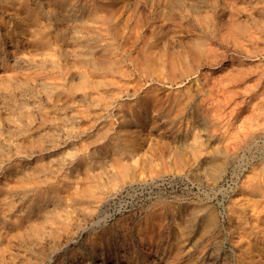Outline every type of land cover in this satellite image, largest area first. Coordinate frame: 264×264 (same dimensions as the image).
I'll return each instance as SVG.
<instances>
[{"label":"rangeland","instance_id":"1","mask_svg":"<svg viewBox=\"0 0 264 264\" xmlns=\"http://www.w3.org/2000/svg\"><path fill=\"white\" fill-rule=\"evenodd\" d=\"M256 1L0 0V264H29L38 258L42 264H264V0ZM56 3L48 8L47 4ZM72 218L79 223H72ZM95 220L105 222L95 224ZM34 230L42 236L31 243L24 236ZM61 244L65 251L59 249Z\"/></svg>","mask_w":264,"mask_h":264},{"label":"bare ground","instance_id":"2","mask_svg":"<svg viewBox=\"0 0 264 264\" xmlns=\"http://www.w3.org/2000/svg\"><path fill=\"white\" fill-rule=\"evenodd\" d=\"M4 1L7 2V0H4ZM11 1H12V0H11ZM22 1H23V0H22ZM37 1H38V0H37ZM52 1H53V0H52ZM62 1H63V0H62ZM70 1H71V0H70ZM83 1H84V0H83ZM216 1H217V0H216ZM225 1H226V0H225ZM255 1H256V0H255ZM25 2H26V1H25ZM45 2H46V1H45ZM75 2H76V0H75ZM75 2H74V3H75ZM79 2H80V1H79ZM163 2H164V1H163ZM239 2H240V1H239ZM242 2H243V1H242ZM249 2H250V1H249ZM256 2H257V1H256ZM258 2H259V1H258ZM3 3H4V2H3ZM21 3H22V2H21ZM33 3H34V2H33ZM48 3H51V4H52V2H50V1H49ZM121 3H122V2H121ZM154 3H155V2H154ZM260 3H261V2H260ZM260 3H259V4H260ZM0 4H1V3H0ZM14 4H15V3H14ZM19 4H20V3H19ZM26 4H27V2H26ZM37 4H38V3H37ZM62 4L64 5V4H66V3H65V2H62ZM93 4H95V3H93ZM119 4H120V3H119ZM247 4H248V3H247ZM8 5H9V4H8ZM11 5H12V2H11ZM17 5H18V4H17ZM33 5H34V4H33ZM47 5H48V8H49V7H56V6H58L57 3L54 4V5H50V4H47ZM227 5H228V4H227ZM237 5H238V4H237ZM237 5H236V6H237ZM242 5H244V4H242ZM60 6H61V5H60ZM92 6H93V5H92ZM109 6H110V5H109ZM228 6H229V5H228ZM246 6H247V5H246ZM257 6H258V5H257ZM263 6H264V5H263ZM4 7H5V6H4ZM31 7H32V6H31ZM31 7H30V8H31ZM43 7H44V6H43ZM65 7H66V6H65ZM75 7H76V6H75ZM6 8H7V7H6ZM9 8H10V7H9ZM11 8H12V7H11ZM22 8H23V6H22ZM90 8H91V7H90ZM105 8H107V6H106ZM134 8H135V7H134ZM142 8H143V7H142ZM42 9H44V8H42ZM100 9H101V8H100ZM153 9H154V8H153ZM162 9H163V8H162ZM253 9H254V8H253ZM51 10H52V9H51ZM51 10H50V11H51ZM65 10H66V9H65ZM184 10H185V9H184ZM215 10H216V9H215ZM243 10H244V9H243ZM245 10H246V9H245ZM23 11H25V9H24ZM29 11H30V10H29ZM52 11H53V10H52ZM55 11H56V10H55ZM77 11H78V8H77ZM81 11H82V10H81ZM94 11H95V10H94ZM247 11H249V10H247ZM2 12H3V11H2ZM11 12H13V11H11ZM20 12H21V11H20ZM39 12H41V11H39ZM46 12H48V11H46ZM49 13H50V12H49ZM52 13H53V12H52ZM52 13H51V14H52ZM61 13H62V12H61ZM66 13L68 14V11H67ZM94 13H96V12H94ZM105 13H106V12H105ZM14 14H15V15H18L19 13H18V11H16V13H14ZM64 14H65V13H64ZM67 14H66V15H67ZM75 14H76V13H75ZM91 14H92V13H91ZM226 14H227V13H226ZM254 14H255V13H254ZM7 15H8V14H7ZM30 15H31V14H30ZM68 15L71 16L72 14L69 13ZM105 15H106V14H105ZM105 15H104V16H105ZM140 15H141V14H140ZM213 15H214V14H213ZM2 16H3V15H2ZM56 16H58V15L56 14ZM64 16H65V15H64ZM73 16H74V15H73ZM226 16H227V15H226ZM259 16H260V15H259ZM263 16H264V15H263ZM5 17H6V16H5ZM20 17H21V16H20ZM23 17H24V15H23ZM25 17H26V16H25ZM45 17H46V16H45ZM45 17H44V18H45ZM85 17H87V16H85ZM92 17H93V16H92ZM21 18H22V17H21ZM49 18H50V16H49ZM73 18H74V17H73ZM87 18H88V17H87ZM87 18H86V19H87ZM103 18H104V17H103ZM3 19H4V18H3ZM40 19H41V18H40ZM57 19H58V18H57ZM59 19H61V18H59ZM67 19H68V18H67ZM106 19H107V18H106ZM7 20H8V19H7ZM55 20H56V18H55ZM62 20H63V19H62ZM75 20H76V18H75ZM82 20H83V19H82ZM87 20H88V19H87ZM104 20H105V19H104ZM0 21H1V20H0ZM2 21H3V20H2ZM4 21H5V20H4ZM9 21H10V20H9ZM13 21H14V20H13ZM41 21H42V20H41ZM51 21H52V20H51ZM53 21H54V19H53ZM89 21H90V20H89ZM214 21H215V20H214ZM31 22H32V21H31ZM46 22H47V21H46ZM60 22H61V20H60ZM65 22H66V21H65ZM68 22H69V21H68ZM74 22H75V21H74ZM78 22H79V21H78ZM87 22H88V21H87ZM159 22H161V21H159ZM3 23H4V22H3ZM38 23H39V22H38ZM96 23H97V22H96ZM215 23H216V22H215ZM247 23H248V22H247ZM1 24H2V23H1ZM4 24H5V23H4ZM9 24H10V23H9ZM14 24H15V23H14ZM42 24H43V23H42ZM44 24H45V23H44ZM47 24H48V23H47ZM74 24H75V23H74ZM78 24H79V23H78ZM91 24H92V23H91ZM93 24L95 25V23H93ZM151 24H152V23H151ZM35 25H36V24H35ZM35 25H34V27H35ZM38 25H39V24H38ZM38 25H37V26H38ZM211 25H212V24H211ZM4 26H6V25H4ZM7 26H8V25H7ZM15 26H16V25H15ZM45 26H46V25H45ZM61 26H63V25H61ZM72 26H73V24H72ZM77 26H78V25H77ZM100 26H101V25H100ZM144 26H145V25H144ZM9 27H10V26H9ZM51 27H52V26H51ZM59 27H60V26H59ZM68 27H69V26H68ZM75 27H76V25H75ZM210 27H211V26H210ZM253 27H254V26H253ZM46 28H47V27H46ZM48 28H50V27H48ZM52 28H53V27H52ZM79 28H80V27H79ZM23 29H24V28H23ZM27 29H28V28H27ZM32 29H33V28H32ZM64 29H65V28H64ZM73 29H74V28H72V30H73ZM207 29H208V28H207ZM10 30H11V29H10ZM12 30H14V29H12ZM15 30H16V29H15ZM34 30H35V29H34ZM38 30H39V29H38ZM44 30H45V29H44ZM46 30H47V29H46ZM52 30H53V29H52ZM54 30H55V29H54ZM56 30H57V29H56ZM18 31H20V30H18ZM227 31H229V30H227ZM249 31H250V30H249ZM30 32H32V31L30 30ZM30 32H29V33H30ZM33 32H34V31H33ZM35 32H36V31H35ZM53 32H54V31H53ZM67 32H68V31H67ZM214 32H215V31H214ZM220 32H221V31H220ZM46 33H47V32H46ZM61 33H62V32H61ZM81 33H83V32H81ZM218 33H219V32H218ZM254 33H255V32H254ZM9 34H10V33H9ZM54 34H55V33H54ZM54 34H53V35H54ZM62 34H63V33H62ZM248 34H249V33H248ZM250 34H251V33H250ZM26 35H27V34H26ZM32 35H33V34H32ZM56 35H57V34H56ZM255 35H256V34H255ZM22 36H23V35H22ZM33 36H35V34H34ZM234 36H235V35H234ZM247 36H248V35H247ZM249 36H250V35H249ZM28 37H30V36H28ZM55 37H56V36H55ZM252 37H253V36H252ZM13 38H14V37H13ZM16 38H17V37H16ZM24 38H25V37H24ZM175 38H176V37H175ZM240 38H241V37H240ZM240 38H239V39H240ZM0 39H1V37H0ZM29 39H30V38H29ZM32 39H33V38H32ZM41 39H42V38H41ZM41 39H40V40H41ZM57 39H58V38H57ZM69 39H70V38H69ZM109 39H110V38H109ZM109 39H108V40H109ZM227 39H228V37H227ZM230 39H231V38H230ZM249 39H250V38H249ZM54 40H55V39H54ZM54 40H53V41H54ZM250 40H251V39H250ZM252 40H253V39H252ZM0 41H1V40H0ZM11 41H12V40H11ZM18 41H19V40H18ZM18 41H17V42H18ZM23 41H25V40H23ZM23 41H22V42H23ZM31 41H32V40H31ZM41 41H43V39H42ZM69 41H70V40H69ZM110 41H111V40H110ZM205 41H206V40H205ZM207 41H208V40H207ZM235 41H236V40H235ZM242 41H244V40H242ZM248 41H249V40H248ZM248 41H247V42H248ZM1 42H2V41H1ZM57 42H58V41H57ZM120 42H121V41H120ZM240 42H241V41H240ZM3 43H4V42H3ZM3 43H2V44H3ZM15 43H16V42H15ZM23 43H24V42H23ZM64 43H65V42H64ZM64 43H63V44H64ZM79 43H80V42H79ZM218 43H219V42H218ZM56 44H58V43H56ZM229 44H230V43H229ZM0 45H1V44H0ZM40 45H41V44H40ZM43 45H44V44H43ZM52 45H53V44H52ZM52 45H51V46H52ZM60 45H61V44H60ZM66 45H67V44H66ZM120 45H121V44H120ZM206 45H207V44H206ZM209 45H210V44H209ZM61 46H62V45H61ZM201 46H202V45H201ZM203 46H204V45H203ZM203 46H202V47H203ZM207 46H208V45H207ZM213 46H214V45H213ZM255 46H256V45H255ZM22 47H23V46H22ZM22 47H21V48H22ZM69 47H70V46H69ZM9 48H10V47H9ZM27 48H28V47H27ZM46 48H47V47H46ZM70 48H71V47H70ZM72 48H73V47H72ZM77 48H78V47H77ZM228 48H229V47H228ZM12 49H13V48H12ZM12 49H11V50H12ZM48 49H52V48H51V47H50V48L48 47ZM246 49H248V48H246ZM16 50H17V49H16ZM41 50H43V49H41ZM41 50H39L40 53H41ZM54 50H55V49H54ZM80 50H81V49H80ZM216 50H217V49H216ZM7 51H8V50H7ZM9 51H10V50H9ZM28 51H29V49H28ZM30 51H31V50H30ZM33 51H34V49H33ZM35 51H36V50H35ZM35 51H34V52H35ZM56 51H57V50H56ZM76 51H77V50H76ZM76 51H75V52H76ZM88 51H89V50H88ZM88 51H87V52H88ZM204 51H205V50H204ZM227 51H228V50H227ZM232 51H233V50H232ZM232 51H231V52H232ZM11 52H12V51H11ZM19 52H20V51H19ZM23 52H25V51L23 50ZM36 52H37V51H36ZM48 52H49V51H48ZM50 52H51V51H50ZM52 52H53V51H52ZM83 52H84V50H83ZM127 52H128V51H127ZM246 52H247V51H246ZM17 53H18V52H17ZM77 53H78V52H77ZM142 53H143V52H142ZM228 53H229V52H228ZM24 54H25V53H24ZM42 54H46V53H42ZM50 54H51V53H50ZM86 54H87V53H86ZM96 54H97V53H96ZM211 54H212V52H211ZM225 54H226V53H225ZM225 54H224V55H225ZM3 55H5V54H3ZM30 55H31V54H30ZM67 55H68V54H67ZM74 55H75V54H74ZM1 56H2V55H1ZM1 56H0V57H1ZM18 56H19V55H18ZM20 56H21V55H20ZM20 56L17 57V58L20 59ZM52 56H53V55H52ZM71 56H72V55H71ZM92 56H93V55H92ZM9 57H10V56H9ZM15 57H16V56H15ZM25 57H27V56H25ZM49 57H50V56H49ZM55 57H56V56H55ZM60 57H61V56H60ZM122 57H123V56H122ZM220 57H221V56H220ZM259 57H260V56H259ZM7 58H8V57H7ZM12 58H13V57H12ZM38 58H39V57H38ZM205 58H206V57H205ZM216 58H217V57H216ZM230 58H231V57H230ZM249 58H250V57H249ZM5 59H6V58H5ZM28 59H29V58H28ZM30 59H31V58H30ZM36 59H37V57H36ZM66 59H67V58H66ZM132 59H133V58H132ZM221 59L223 60V58H221ZM241 59H242V58H241ZM244 59H245V58H244ZM7 60H9V59H7ZM26 60H27V59H26ZM31 60H32V59H31ZM49 60H50V59H49ZM54 60H56V59H54ZM57 60H58V59H57ZM124 60H125V59H124ZM214 60H215V59H214ZM225 60H226V59H225ZM29 61H30V60H29ZM32 61H33V60H32ZM38 61L41 62V60H38ZM43 61H44V59H43ZM43 61H42V62H43ZM166 61H167V60H166ZM203 61H204V60H203ZM15 62H16V61H15ZM23 62H24V61H23ZM27 62H28V61H27ZM46 62H47V61H46ZM48 62H49V61H48ZM117 62H118V61H117ZM129 62H130V61H129ZM1 63H2V62H1ZM3 63H4V62H3ZM10 63H11V61H10ZM17 63H18V62H17ZM30 63H31V62H30ZM57 63H58V62H57ZM71 63H72V62H71ZM83 63H84V62H83ZM253 63H254V62H253ZM12 64H13V63H12ZM45 64H46V63H45ZM50 64H51V63H50ZM72 64H74V63H72ZM200 64H201V63H200ZM224 64H225V62H224ZM4 65H5V64H4ZM24 65H25V64H24ZM35 65H36V64H35ZM43 65H44V64H43ZM43 65H42V66H43ZM47 65H48V64H47ZM65 65H67V64H65ZM97 65H98V64H97ZM256 65H257V64H256ZM13 66H14V65H13ZM17 66H18V65H17ZM45 66H46V65H45ZM210 66H211V65H210ZM213 66H214V65H213ZM231 66H232V65H231ZM240 66L242 67V65H240ZM8 67H9V66H8ZM123 67H124V66H123ZM243 67H244V65H243ZM243 67H242V68H243ZM251 67H252V66H251ZM257 67H258V66H257ZM15 68H16V67H15ZM27 68H28V67H27ZM32 68H33V67H32ZM113 68H114V67H113ZM132 68H133V67H132ZM220 68H221V67H220ZM246 68H247V67H246ZM1 69H2V68H1ZM12 69H13V68H11V70H12ZM16 69H17V68H16ZM18 69H19V68H18ZM20 69H21V68H20ZM134 69H135V68H134ZM206 69H207V68H206ZM210 69H211V68H210ZM227 69H228V68H227ZM230 69H231V68H230ZM238 69H240V68L238 67ZM11 70H10V71H11ZM49 70H50V69H49ZM114 70H115V69H114ZM136 70H137V69H136ZM35 71H36V70H35ZM102 71H103V70H102ZM133 71H134V70H133ZM14 72H16V71H14ZM14 72H13V74H14ZM36 72H37V71H36ZM40 72H41V71H40ZM225 72H226V71H225ZM225 72H222V73L224 74ZM234 72H235V71H234ZM242 72H243V70H242ZM38 73H39V72H38ZM52 73H53V72H52ZM75 73H76V72H75ZM207 73H208V74L210 73V70H209V69L207 70ZM0 74H1V73H0ZM11 74H12V73H11ZM11 74H10V75H11ZM23 74H24V73H23ZM27 74H28V73H27ZM35 74H36V73H35ZM53 74H54V73H53ZM214 74H215V72H214ZM233 74H234V73H233ZM238 74H239V73H238ZM243 74H244V72H243ZM19 75H20V74H19ZM19 75H18V76H19ZM24 75H25V74H24ZM50 75H51V74H50ZM230 75H232V74H230ZM234 75H235V74H234ZM234 75H233V76H234ZM18 76H17V77H18ZM20 76H22V75H20ZM26 76H28V75H26ZM43 76H44V75H43ZM61 76H62V75H61ZM122 76H123V74H122ZM2 77H4V76H2ZM7 77H8V76H7ZM9 77H10V76H9ZM11 77H13V76H11ZM17 77H15V78H17ZM23 77H24V76H23ZM68 77H69V76H68ZM115 77H116V76H115ZM149 77H150V76H149ZM188 77H189V76H188ZM217 77H218V76H217ZM219 77H220V76H219ZM254 77H256V76H254ZM18 78H19V77H18ZM44 78H45V77H44ZM66 78H67V77H66ZM194 78H195V77H194ZM215 78H216V77H215ZM229 78H230V77H229ZM229 78H227V79H229ZM233 78H235V77H233ZM252 78H253V77H252ZM11 79H12V78H11ZM19 79H20V78H19ZM22 79H23V78H22ZM25 79H26V78H25ZM40 79H41V78H40ZM42 79H43V78H42ZM57 79H59V78H57ZM61 79H62V78H61ZM77 79H78V78H77ZM185 79H186V78H185ZM202 79H203V78H202ZM211 79H213V78H211ZM256 79H257V78H256ZM3 80H4V79H3ZM9 80H10V79H9ZM9 80H8V82H9ZM13 80H14V79H13ZM23 80H24V79H23ZM26 80H28V79H26ZM45 80H46V78H45ZM52 80H53V79H52ZM4 81H5V80H4ZM4 81H3V82H4ZM61 81H62V80H61ZM117 81H118V80H117ZM183 81H184V80H183ZM196 81H197V80H196ZM231 81H232V80H231ZM233 81H234V80H233ZM236 81H238V80H236ZM236 81H235V82H236ZM259 81H260V80H259ZM0 82H1V79H0ZM3 82H2V83H3ZM6 82H7V81H6ZM38 82H39V81H38ZM38 82H37V83H38ZM126 82H128V81H126ZM217 82H218V81H217ZM226 82H227V81H226ZM261 82H262V81H261ZM2 83H1V84H2ZM10 83H12V82H10ZM17 83H18V82H17ZM20 83H21V82H20ZM39 83H40V82H39ZM52 83H53V82H52ZM52 83H51V85H52ZM104 83H105V82H104ZM120 83H121V82H120ZM128 83H130V82H128ZM146 83H147V82H145V84H146ZM148 83H149V82H148ZM160 83H161V82H160ZM163 83H164V82H163ZM210 83H211V82H210ZM228 83H229V82H228ZM244 83H245V82H244ZM244 83H243V84H244ZM246 83H247V82H246ZM248 83H250V82H248ZM24 84H25V83H24ZM35 84H36V83H35ZM46 84H48V83H46ZM46 84H45V85H46ZM59 84H60V83H59ZM101 84H102V83H101ZM126 84H127V83H126ZM216 84H217V83H216ZM220 84H221V83H220ZM234 84H235V83H234ZM237 84H238V83H237ZM262 84H263V83H262ZM5 85H7V84H5ZM15 85H16V82H15ZM21 85H22V84H21ZM26 85H27V83H26ZM42 85H44V84H42ZM153 85H154V83H153ZM153 85H152V86H153ZM165 85H166V84H165ZM167 85H168V84H167ZM214 85H215V83L213 84V87L215 88ZM221 85H222V84H221ZM221 85H220V86H221ZM227 85H229V84H227ZM227 85H226V86H227ZM244 85H245V84H244ZM249 85H250V84H248V86H249ZM8 86H9V85H8ZM19 86H20V85H19ZM29 86H30V85L28 84V87H29ZM34 86L37 87V85H34ZM56 86H58V85H56ZM143 86H144V85H143ZM143 86H142V87H143ZM168 86H169V85H168ZM186 86H187V85H186ZM250 86H252V85H250ZM250 86H249V87H250ZM9 87H10V86H9ZM9 87H8V89H10ZM39 87H40V86H39ZM41 87H42V86H41ZM49 87H50V85L48 86V88H49ZM52 87H53V86H52ZM54 87H55V86H54ZM54 87H53V88L50 87L51 90L54 89ZM93 87H94V86H93ZM132 87H133V86H132ZM240 87H241V86H240ZM1 88H2V87H1ZM14 88H16V87H14V85H13V89H14ZM22 88H23V87H21V88L18 87V89H22ZM44 88H45V87H44ZM140 88H141V87H140ZM186 88H187V87H186ZM220 88H221V87H220ZM227 88H228V87H226V90H227ZM236 88H237V87H236ZM241 88H242V87H241ZM6 89H7V87L5 88V90H6ZM11 89H12V88H11ZM27 89H29V88H27ZM31 89H32V88H31ZM37 89H39V88H37ZM40 89H41V88H40ZM40 89H39V90H40ZM55 89H56V88H55ZM149 89H150V88H149ZM211 89H212V88H211ZM216 89H217V88H216ZM216 89H215V90H216ZM246 89H247V88H246ZM246 89H245V90H246ZM3 90H4V88H3ZM32 90H33V89H32ZM42 90H43V87H42ZM51 90H50V91H51ZM64 90H65V89H64ZM184 90H185V89H184ZM203 90H204V89H203ZM215 90H214V91H215ZM224 90H225V89H224ZM226 90H225V92H227ZM261 90H262V89H261ZM11 91H12V90H11ZM21 91H23V90H21ZM21 91H20V92H21ZM25 91H26V90H25ZM36 91H37V90H36ZM43 91H44V90H43ZM99 91H100V90H99ZM174 91H175V90H174ZM185 91H186V90H185ZM209 91H210V90H209ZM218 91H219V90H218ZM240 91H242V90L240 89ZM247 91H248V89H247ZM247 91H246V92H247ZM15 92H17L16 89H15ZM26 92H27V91H26ZM44 92H45V91H44ZM111 92H112V91H111ZM114 92H115V91H114ZM133 92H134V91H133ZM133 92H132V93H133ZM201 92H202V91H201ZM220 92H222V91H220ZM223 92H224V91H223ZM223 92H222V93H223ZM242 92H243V91H242ZM242 92H241V94H242ZM5 93H6V92H5ZM29 93H30V91H29ZM35 93H37V92H35ZM40 93H41V92H40ZM104 93H105V91H104ZM119 93H121V92H119ZM126 93H127V92H126ZM209 93H210V92H209ZM216 93H218V92H216ZM216 93H215V94H216ZM230 93H232V92H230ZM238 93H239V92H238ZM238 93H237V94H238ZM244 93H245V92H244ZM255 93H256V92H255ZM2 94H3V93H2ZM11 94H13V93H11ZM17 94H18V92H17ZM23 94H24V93H23ZM25 94H26V93H25ZM42 94H44V93H42ZM48 94H49V93H48ZM48 94H47V95H48ZM88 94H89V93H88ZM88 94H87V95H88ZM116 94H117V92H116ZM173 94H174V93H173ZM218 94H219V93H218ZM220 94H221V93H220ZM260 94H261V93H260ZM13 95H14V94H13ZM119 95H120V94H119ZM189 95H190V94H189ZM221 95H222V94H221ZM225 95H226V94H225ZM227 95H230V94L227 93ZM245 95H246V94H245ZM2 96H4V94H3ZM5 96H6V94H5ZM10 96H11V95H10ZM10 96H8V97H10ZM18 96H19V94H18ZM36 96H37V95H36ZM43 96H44V95H43ZM48 96H49V95H48ZM48 96H46V97H48ZM54 96H55V95H54ZM80 96H82V95H80ZM89 96H90V95H89ZM230 96H231V95H230ZM230 96H229V98H230ZM234 96H235V93H234ZM251 96H252V95H251ZM262 96H263V95H262ZM6 97H7V96H6ZM6 97H5V98H6ZM8 97H7V98H8ZM16 97H17V96H16ZM38 97H40V96H38ZM46 97H45V99H46ZM55 97H56V96H55ZM65 97H66V96H65ZM103 97H104V96H103ZM202 97H203V96H202ZM219 97H220V96H219ZM222 97H224V96H221L220 98L222 99ZM227 97H228V96H227ZM239 97H240V96H239ZM239 97H238V98H239ZM0 98H1V97H0ZM5 98H4V100H5ZM12 98H13V97H12ZM48 98H49V97H48ZM57 98H58V97H57ZM59 98H60V97H59ZM78 98H79V97H78ZM94 98H95V97H94ZM105 98H106V97H105ZM113 98H115V97H113ZM116 98H117V97H116ZM203 98H204V97H203ZM210 98H211V96H210ZM216 98H217V97H216ZM254 98H255V97H254ZM263 98H264V97H262V99H263ZM8 99H10V98H8ZM18 99H19V98H18ZM21 99H23V98H21ZM37 99H38V98H37ZM40 99H41V98H40ZM64 99H65V98H64ZM76 99H77V98H76ZM213 99H214V98H213ZM226 99H228V98H225L224 100H226ZM230 99H231V98H230ZM233 99H234V98H233ZM247 99H248V98H247ZM250 99H251V98H250ZM255 99H256V98H255ZM260 99H261V98H260ZM2 100H3V98H2ZM4 100H3V101H4ZM11 100H12V99H11ZM11 100H10V101H11ZM19 100H20V99H19ZM38 100H39V99H38ZM48 100H49V99H48ZM55 100H56V99H55ZM129 100H130V99H129ZM215 100H216V99H215ZM224 100H223V101H224ZM234 100H235V99H234ZM237 100H238V99H237ZM258 100H259V98H258ZM258 100H257V101H258ZM6 101H7V100H6ZM40 101H41V100H40ZM46 101H47V100H46ZM50 101H51V100H50ZM60 101H61V100H60ZM93 101H95V100H93ZM108 101H109V100H108ZM116 101H117V100H116ZM119 101H121V100H119ZM149 101H150V100H149ZM219 101H220V99H219ZM230 101H231V100H230ZM230 101H229V102H230ZM232 101H233V100H232ZM247 101H248V100H247ZM249 101H250V100H249ZM257 101H255V102H257ZM7 102H8V101H7ZM21 102H22V101H21ZM23 102H24V101H23ZM25 102H26V100H25ZM30 102H31V101H30ZM44 102H45V101H44ZM70 102H71V101H70ZM114 102H115V101H114ZM125 102H126V101H125ZM130 102H131V101H130ZM132 102H133V101H132ZM180 102H181V101H180ZM189 102H190V101H189ZM209 102H210V101H209ZM211 102H212V101H211ZM236 102H237V101H236ZM250 102H251V101H250ZM253 102H254V101H253ZM259 102H260V101H259ZM11 103H12V101H11ZM11 103H10V104H11ZM15 103H16V102H15ZM17 103H18V101H17ZM31 103H32V102H31ZM31 103H29V105H30ZM34 103H35V102H34ZM36 103H37V102H36ZM50 103H51V102H50ZM59 103H61V102H59ZM79 103H80V102H79ZM205 103H206V102H205ZM217 103H218V102H217ZM226 103H227V100H226ZM233 103H234V102H233ZM0 104H1V103H0ZM2 104H3V103H2ZM7 104H8V103H7ZM39 104H41V103H39ZM44 104H45V103H44ZM64 104H65V103H64ZM64 104H63V105H64ZM72 104H73V103H72ZM111 104H112V103H111ZM128 104H129V103H128ZM220 104H221V103H220ZM234 104H235V103H234ZM234 104H233V105H234ZM237 104H238V102H237ZM251 104H252V103H251ZM263 104H264V103H263ZM11 105H12V104H11ZM11 105H10V106H11ZM15 105L17 106V104H15ZM19 105H20V104H19ZM19 105H18V107H19ZM35 105H36V104H35ZM41 105H42V104H41ZM51 105H52V104H51ZM51 105H50V106H51ZM65 105H66V104H65ZM122 105H123V104H122ZM207 105H208V103H207ZM211 105H212V104H210V106H211ZM221 105H222V104H221ZM248 105H249V103H248ZM3 106H4V105H3ZM7 106H9V105H7ZM7 106H6V107H7ZM12 106H13V105H12ZM30 106H31V105H30ZM30 106H29L28 108H31ZM60 106H61V105H60ZM77 106H78V105H77ZM253 106H254V105H253ZM256 106H257V105H256ZM260 106H261V105H260ZM23 107H24V106L22 105L21 108H23ZM25 107H26V106H25ZM42 107H43V106H42ZM42 107H41V108H42ZM48 107H49V105H48ZM52 107H54V105H53ZM52 107H51V108H52ZM55 107H56V106H55ZM58 107H59V106H58ZM62 107H63V106H62ZM64 107H65V106H64ZM68 107H70V106H68ZM75 107H76V106H75ZM84 107H85V106H84ZM213 107H214V106H213ZM219 107H220V106H219ZM228 107H230V106H228ZM234 107H236V106H234ZM234 107H233V108H234ZM237 107H238V105H237ZM254 107H255V106H254ZM4 108H5V107H4ZM15 108H16V107H15ZM45 108H46V107H45ZM65 108H66V107H65ZM88 108H89V107H88ZM105 108H106V107H105ZM112 108H113V107H112ZM214 108H215V107H214ZM221 108H223V106H222ZM257 108L259 109V107H256V108H255V109H256L255 111L258 110ZM12 109H13V108H12ZM16 109H17V108H16ZM19 109H20V108H19ZM23 109H24V108H23ZM25 109H26V108H25ZM77 109H78V108H77ZM110 109H111V108H110ZM217 109H218V108H217ZM223 109H224V108H223ZM236 109H237V108H236ZM2 110H3V109H2ZM2 110H1V111H2ZM9 110H10V109H9ZM17 110H18V109H17ZM36 110H38V109H36ZM45 110H46V109H45ZM61 110H62V108H61ZM64 110H65V109H64ZM68 110H69V109H68ZM78 110H79V109H78ZM103 110H104V109H103ZM221 110H222V109H221ZM225 110H226V109H225ZM228 110H231V109H228ZM233 110H234V109H233ZM233 110H232V111H233ZM243 110H244V108H243ZM18 111H19V110H18ZM23 111H24V110H23ZM46 111H47V110H46ZM50 111H51V110H50ZM53 111H54V110H53ZM75 111H76V110H75ZM80 111H81V110H80ZM82 111H83V110H82ZM85 111H86V110H85ZM87 111H88V110H87ZM108 111H109V110H108ZM108 111H107V112H108ZM115 111H116V110H115ZM212 111H214V109H213ZM7 112H8V111H7ZM13 112H15V111H13ZM44 112H45V111H44ZM83 112H84V111H83ZM94 112H95V111H94ZM121 112H122V111H121ZM216 112H217V111H216ZM230 112H231V111H229V114H230ZM245 112H246V111H245ZM249 112H251V111H249ZM249 112H248V113H249ZM15 113H16V112H15ZM81 113H82V112H81ZM119 113H120V111H119ZM211 113H212V112H211ZM223 113H224V111H223ZM258 113H259V111H258ZM258 113H257V114H258ZM261 113L263 114L264 112L261 111ZM261 113H260V114H261ZM0 114H1V113H0ZM11 114H12V113H11ZM13 114H14V113H13ZM21 114H22V113H21ZM24 114H25V112L23 113V115H24ZM47 114H48V113H47ZM57 114H58V113H57ZM64 114H65V113H64ZM84 114H85V113H84ZM89 114H90V113H89ZM116 114H117V113H116ZM225 114H226V112H225ZM225 114H224V115H225ZM231 114H232V113H231ZM240 114H241V113H240ZM243 114L247 115L246 113H243ZM252 114H253V113H252ZM260 114H259V115H260ZM3 115H4V114H3ZM26 115H29L28 112H27ZM26 115H25V116H26ZM49 115H50V114H49ZM76 115H77V114H76ZM82 115H83V114H82ZM122 115H123V114H122ZM219 115H220V114H219ZM219 115H217V116L219 117ZM237 115H238V114H237ZM248 115H249V114H248ZM254 115H255V114H254ZM9 116H10V114H9ZM25 116H24V117H25ZM36 116H38V115H37V111H36ZM69 116H70V115H69ZM73 116H74V115H73ZM95 116H96V115H95ZM101 116H102V115H101ZM214 116H216V113H215ZM243 116H244V115H243ZM250 116H251V115H250ZM1 117H2V116H1ZM27 117L29 118V116H27ZM52 117H55V116H52ZM76 117H77V116H76ZM76 117H75V118H76ZM116 117H117V116H116ZM218 117H217V118H218ZM224 117H225V116H224ZM224 117H223V118H224ZM227 117H230V116L228 115ZM245 117H247V116H245ZM251 117H252V116H251ZM257 117H258V116H257ZM11 118H12V117H11ZM37 118H38V117H37ZM41 118H42V117H41ZM61 118H62V117H61ZM61 118H59V119H61ZM102 118H103V117H102ZM213 118H214V117H213ZM13 119H14V118H13ZM13 119H12V121H14ZM51 119H52V118H51ZM62 119H63V118H62ZM88 119H89V118H88ZM241 119H242V118H241ZM252 119H254V118H252ZM1 120H2V119H1ZM29 120H30V119H29ZM31 120H33V119H31ZM44 120H46V119H44ZM44 120H42V121H44ZM224 120H225V118H224ZM239 120H240V119H239ZM242 120H243V119H242ZM246 120H247V119H246ZM246 120H245V122H246ZM250 120H251V119H250ZM263 120H264V119H263ZM263 120H262V121H263ZM17 121H19V119H18ZM20 121H21V120H20ZM20 121H19V122H20ZM57 121H58V118L56 119V122H57ZM63 121H64V120H63ZM107 121H108V120H107ZM225 121H226V120H225ZM240 121H241V120H240ZM240 121H238V122H240ZM251 121H252V120H251ZM253 121H254V120H253ZM258 121H259V120H258ZM258 121H256V122H258ZM3 122H4V121H3ZM14 122H15V121H14ZM22 122H23V121H22ZM34 122H35V121H34ZM116 122H117V120H116ZM223 122H224V121H223ZM226 122H227V121H226ZM260 122H261V120H260ZM5 123H7L6 120H5ZM20 123H21V122H20ZM31 123H33V121H32ZM35 123H36V122H35ZM39 123L43 124L42 122H39ZM51 123H52V121H51ZM69 123H70V121H69ZM82 123H83V122H82ZM103 123H104V122H103ZM108 123H109V121H108ZM111 123H113V122H111ZM220 123H221V122H220ZM227 123H228V122H227ZM241 123H242V121H241ZM243 123H244V122H243ZM246 123H247V122H246ZM14 124H15V123H14ZM17 124H18V123H17ZM239 124H240V123H239ZM249 124H250V121H249L248 125H249ZM259 124H260V123H259ZM261 124H262V123H261ZM5 125H6V124H5ZM18 125H19V124H18ZM22 125H23V124H22ZM24 125H25V124H24ZM28 125H29V124H28ZM30 125H31V124H30ZM34 125H35V124H34ZM59 125H60V124H59ZM62 125H63V124H62ZM68 125H69V124H68ZM75 125H76V124H75ZM84 125H85V124H84ZM86 125H87V124H86ZM86 125L84 126L85 128H86ZM109 125H110V124H109ZM112 125H113V124H112ZM236 125H237V122H236ZM3 126H4V125H3ZM6 126H7V125H6ZM8 126H9V125H8ZM13 126H14V125H13ZM19 126H20V125H19ZM147 126H148V125H147ZM232 126H233V125H232ZM232 126H231V127H232ZM234 126H235V125H234ZM240 126H241V125H240ZM240 126H239V127H240ZM244 126H245V125H244ZM244 126H241V128L244 127ZM250 126H251V128H252V125H249L246 129H248ZM256 126H257V125H256ZM256 126H255V127H256ZM14 127H15V126H14ZM45 127H46V126H45ZM51 127H52V126H51ZM56 127H57V126H56ZM68 127H69V126H68ZM73 127L75 128L74 125H73ZM236 127H238V126H236ZM11 128H12V127H11ZM15 128H16V127H15ZM19 128H20V127H19ZM35 128H36V127H35ZM63 128H64V126H63ZM74 128H73V129H74ZM94 128H95V127H94ZM241 128H239V129H241ZM253 128H254V127H253ZM0 129H1V128H0ZM8 129H9V127H8ZM25 129H26V127H25ZM30 129H31V128H30ZM70 129H71V128H69V130H70ZM91 129H92V128H91ZM196 129H197V128H196ZM235 129H236V128H235ZM6 130H7V129H6ZM17 130H18V129H17ZM17 130H16V131H17ZM23 130H24V129H23ZM71 130H72V129H71ZM76 130H77V129H76ZM86 130H87V129H86ZM88 130H89V129H88ZM230 130H231V129H230ZM230 130H229V131H230ZM242 130H243V129H242ZM248 130H249V129H248ZM19 131H20V129H19ZM48 131H49V130H48ZM55 131H56V129H55ZM59 131H60V129H59ZM59 131H58V132H59ZM64 131H65V130H64ZM66 131H67V129H66ZM72 131H73V130H72ZM99 131H100V130H99ZM209 131H210V130H209ZM233 131H234V130H233ZM237 131H238V129H237ZM237 131H235V133L240 132V131H238V132H237ZM243 131H244V130H243ZM0 132H1V131H0ZM2 132H3V131H2ZM10 132H11V129H10ZM12 132H13V129H12ZM24 132H25V130H24ZM24 132H22V133H24ZM34 132H36V130H35ZM37 132H38V131H37ZM43 132H45V131H43ZM58 132H57V133H58ZM96 132H97V131H96ZM108 132H109V131H108ZM108 132H107V133H108ZM224 132H225V131H224ZM4 133H5V132H4ZM50 133H51V132H50ZM59 133H60V132H59ZM59 133H58V134H59ZM62 133H63V132H62ZM64 133L67 134L66 132H64ZM74 133H75V132H74ZM80 133H81V132H80ZM80 133H79V134H80ZM217 133H218V132H217ZM233 133H234V132H233ZM233 133L231 132V134H233ZM242 133H243V132H242ZM43 134H44V133H43ZM46 134H47V133H46ZM53 134H54V132H53ZM81 134H82V133H81ZM228 134H229V133H228ZM228 134H227V135H228ZM239 134H241V132H240ZM8 135H9V134H8ZM11 135H12V134H11ZM11 135H10V136H11ZM20 135H21V132H20ZM60 135H61V134H60ZM60 135H59V136H60ZM107 135H108V134H107ZM237 135H238V134H237ZM242 135H243V134H242ZM261 135H262V134H261ZM10 136H9L8 138H10ZM13 136H14V135H13ZM15 136H16V133H15ZM32 136H33V135H32ZM35 136H36V135H35ZM37 136H38V134H37ZM37 136H36V137H37ZM47 136H49V135H47ZM66 136H67V135H66ZM87 136H88V135H87ZM108 136H109V135H108ZM110 136H111V134H110ZM151 136H153V135H151ZM235 136H236V135H235ZM39 137L41 138V134H40ZM63 137H64V136H63ZM69 137H70V136H69ZM71 137H72V135H71ZM230 137H232V136H230ZM237 137H238V136H237ZM20 138H21V137H20ZM86 138H87V137H86ZM155 138H157V137H155ZM6 139H7V138H6ZM6 139H5V141H6ZM17 139H18V138H17ZM27 139H28V138H27ZM52 139H53V138H52ZM66 139H68V137H67ZM82 139H83V137H82ZM157 139H158V138H157ZM228 139H229V138H228ZM230 139H231V138H230ZM235 139H236V138H235ZM8 140H11V139H8ZM32 140H33V139H32ZM35 140H36V139H35ZM41 140H42V139H41ZM60 140H61V139H60ZM83 140H84V139H83ZM1 141H3V140H1ZM5 141H4V142H5ZM49 141H50V140H49ZM52 141H53V140H52ZM56 141H57V140H56ZM81 141H82V140H81ZM180 141H181V140H180ZM225 141H226V144L229 142L228 140H225ZM29 142H30V140H29ZM95 142H96V141H95ZM2 143H3V142H2ZM11 143H12V142H11ZM14 143H15V141H14ZM16 143H17V142H16ZM57 143H58V142H57ZM87 143H89V142H87ZM223 143H224V142H223ZM7 144H8V143H7ZM28 144H29V143H28ZM44 144H45V143H44ZM44 144H43V145H44ZM71 144H72V142H71ZM108 144H109V143H107V145H108ZM15 145H16V144H15ZM29 145H30V144H29ZM34 145H35V144H34ZM46 145H47V144H46ZM48 145H49V144H48ZM50 145H51V144H50ZM59 145H60V143H59ZM74 145H75V144H74ZM74 145H73V146H74ZM77 145H78V144H77ZM118 145H119V144H118ZM180 145H182V144H180ZM228 145H229V144H228ZM263 145H264V144H263ZM20 146H21V145H20ZM41 146H42V145H41ZM78 146H80V145H78ZM156 146H157V145H156ZM247 146H248V145H247ZM22 147H23V146H22ZM45 147H46V146H45ZM109 147H110V144H109ZM181 147H182V146H181ZM230 147H232V146L229 145L228 148H230ZM249 147H250V146H249ZM3 148H4V147H3ZM14 148H15V147H14ZM26 148H27V147H26ZM68 148H69V147H68ZM73 148H74V147H73ZM90 148H91V147H90ZM165 148H166V147H165ZM224 148H226V147H224ZM228 148H226V150H228ZM244 148H245V147H244ZM20 149H21V148H20ZM36 149H37V148H36ZM39 149H40V148H39ZM62 149H63V148H62ZM10 150H11V149H10ZM33 150H35V149H33ZM42 150H43V149H42ZM59 150H60V149H59ZM70 150H71V149H70ZM73 150H75V149H73ZM79 150H80V149H79ZM79 150H78V151H79ZM211 150H212V149H211ZM20 151H21V150H20ZM37 151H38V150H37ZM62 151H63V150H62ZM71 151H72V150H71ZM102 151H103V150H102ZM154 151H155V150H154ZM188 151H189V150H188ZM206 151H207V150H206ZM6 152H8V151H6ZM23 152H24V151H23ZM35 152H36V151H35ZM38 152H39V151H38ZM40 152H41V149H40ZM40 152H39V153H40ZM3 153H5V152H3ZM62 153H64V151H63ZM72 153H73V151H72ZM97 153H98V152H97ZM97 153H96V154H97ZM166 153H167V151H166ZM168 153H169V152H168ZM244 153H245V152H244ZM244 153H242V154H244ZM247 153H248V152H247ZM247 153H246V154H247ZM16 154H18V153H16ZM21 154H22V153H21ZM21 154L19 153V155H21ZM24 154H25V153H24ZM33 154H34V153H33ZM56 154H57V153H56ZM102 154H103V153H102ZM128 154H129V153H128ZM154 154H155V153H154ZM62 155H63V154H62ZM62 155H61V156H62ZM66 155H67V153H66ZM71 155H72V154H71ZM100 155H101V154H100ZM30 156H31V155H30ZM240 156H241V155H240ZM242 156H243V155H242ZM14 157H15V155H14ZM28 157H29V156H28ZM69 157H70V156H69ZM71 157H72V156H71ZM76 157H77V156H76ZM249 157H250V156H249ZM3 158H4V157H3ZM10 158H11V157H10ZM55 158H56V157H55ZM151 158H152V157H151ZM155 158H156V157H155ZM241 158H242V157H241ZM243 158H244V156H243ZM30 159H31V158H30ZM34 159H35V158H34ZM40 159H41V158H40ZM86 159H87V158H86ZM238 159H239V158H238ZM15 160H16V159H15ZM66 160H67V159H66ZM145 160H147V159H145ZM154 160H155V159H154ZM247 160H248V159H247ZM0 161H1V163H2V159H1ZM40 161H41V160H40ZM58 161H59V160H58ZM249 161H250V160H249ZM34 162H35V161H34ZM47 162H48V161H47ZM142 162H143V161H142ZM241 162H242V161H241ZM246 162H247V161H246ZM13 163H14V162H13ZM36 163H38V162H36ZM45 163H46V162H45ZM83 163H84V162H83ZM140 163H141V162H140ZM48 164H49V163H48ZM48 164H47V165H48ZM106 164H107V163H106ZM144 164H145V163H144ZM234 164H235V163H234ZM236 164H237V163H236ZM247 164H250V162L247 163ZM58 165H59V164H58ZM152 165H153V164H152ZM104 166H105V165H104ZM239 166H240V165H239ZM239 166H237V167L239 168ZM243 166H244V165H243ZM21 167H22V166H21ZM25 167H27V166H25ZM52 167H53V166H52ZM70 167H71V166H70ZM141 167H143V166H141ZM156 167H157V166H156ZM233 167H234V166H233ZM16 168H17V167H16ZM68 168H69V167H68ZM235 168H236V167H235ZM238 168H237V169H238ZM10 169H11V168H10ZM19 169H20V168H19ZM58 169H59V168H58ZM61 169H62V168H61ZM66 169H67V168H66ZM109 169H110V168H109ZM152 169H153V168H152ZM241 169H242V168H241ZM248 169H249V168H248ZM20 170H21V169H20ZM34 170H35V169H34ZM37 170H38V169H37ZM72 170H73V169H72ZM72 170H71V171H72ZM97 170H98V169H97ZM243 170H244V168H243ZM249 170H250V169H249ZM18 171H19V170H18ZM27 171H28V168H27ZM53 171H54V170H53ZM73 171H74V170H73ZM75 171H76V169H75ZM75 171H74V172H75ZM150 171H151V170H150ZM182 171H183V170H182ZM257 171H258V170H257ZM13 172H14V171H13ZM19 172H20V171H19ZM32 172H33V170H32ZM48 172H49V171H48ZM50 172H51V171H50ZM62 172H63V171H62ZM74 172H73V173H74ZM108 172H109V171H108ZM142 172H144V170H143ZM248 172H250V171H248ZM3 173H4V172H3ZM30 173H31V172H30ZM42 173H43V172H42ZM135 173H136V172H135ZM148 173H149V172H148ZM169 173H170V172H169ZM175 173H176V172H175ZM175 173H174V174H175ZM4 174H5V173H4ZM23 174H25V173H23ZM28 174H29V172H28ZM31 174H32V173H31ZM44 174H45V173H44ZM69 174H70V173H69ZM74 174H75V173H74ZM106 174H107V171H106ZM182 174H183V173H182ZM240 174H241V173H240ZM258 174H259V173H258ZM11 175H12V174H11ZM25 175H26V174H25ZM37 175H38V174H37ZM46 175H47V174H46ZM131 175H132V174H131ZM176 175H177V174H176ZM178 175H179V174H178ZM228 175H229V174H228ZM245 175H246V174H245ZM245 175H244V176H245ZM254 175H255V173H254ZM15 176H17V175H15ZM21 176H22V175H21ZM59 176H60V175H59ZM173 176H174V175H173ZM237 176H238V175H237ZM240 176H241V175H240ZM244 176H243V177H244ZM249 176H250V175H249ZM10 177H11V176H10ZM38 177H40V176H38ZM38 177H37V178H38ZM41 177H42V176H41ZM52 177L55 178V176H52ZM69 177H70V176H69ZM74 177H75V176H74ZM74 177H73V178H74ZM97 177H98V176H97ZM184 177H185V176H184ZM247 177H248V176H247ZM258 177H260V175H259ZM19 178H20V177H19ZM19 178H18V179H19ZM23 178H24V177H23ZM26 178H27V177L25 176V179H26ZM30 178H31V177H30ZM35 178H36V177H35ZM54 178H53V179H54ZM171 178H172V177H171ZM186 178H187V177H186ZM203 178H204V177H203ZM234 178H235V177H234ZM253 178H254V177H253ZM256 178H257V177H256ZM256 178H255V180H256ZM5 179H6V178H5ZM10 179H11V178H10ZM46 179H47V178H46ZM51 179H52V178H51ZM138 179H139V178H138ZM156 179H157V178H156ZM165 179H166V178H165ZM172 179H173V178H172ZM239 179H240V178H239ZM239 179H238V180H239ZM28 180H29V179H28ZM38 180H39V178H38ZM44 180H45V179H43V181H44ZM57 180H58V179H57ZM149 180H150V179H149ZM183 180H184V179H183ZM236 180H237V179H236ZM242 180H243V179H242ZM242 180H241V181H242ZM249 180L251 181L252 179H249ZM260 180H261V179H260ZM22 181H23V180H22ZM22 181H21V182H22ZM33 181H34V178H33ZM46 181H47V180H46ZM58 181H59V180H58ZM138 181H139V180H138ZM190 181H191V180H190ZM226 181H227V180H226ZM226 181H225V182H226ZM232 181H233V180H232ZM239 181H240V180H239ZM7 182H8V181H7ZM24 182H25V181H24ZM41 182H42V180H41ZM94 182H96V181H94ZM127 182H128V181H127ZM127 182H126V183H127ZM159 182H160V181H159ZM184 182H185V181H184ZM197 182H198V181H197ZM230 182H231V181H230ZM242 182H243V181H242ZM247 182H248V181H247ZM255 182H257V181H255ZM262 182H263V181H262ZM262 182H261V184H262ZM25 183H27V182H25ZM28 183H29V181H28ZM89 183H90V182H89ZM98 183H99V182H98ZM107 183H108V182H107ZM117 183H118V182H117ZM141 183H142V182H141ZM227 183H228V182H227ZM238 183H241V182H238ZM244 183H245V182H244ZM244 183H243V184H244ZM250 183H251V182H250ZM257 183H258V182H257ZM6 184H7V183H6ZM9 184H10V183H9ZM12 184H13V183H12ZM30 184H31V183H30ZM41 184H42V183H41ZM57 184H58V183H57ZM66 184H67V183H66ZM84 184H86V183H84ZM121 184H122V183H121ZM145 184H146V183H145ZM168 184H169V183H168ZM178 184H179V183H178ZM186 184H187V183H186ZM225 184H226V183H225ZM258 184H259V183H258ZM15 185H16V184H15ZM19 185H20V184H19ZM42 185H43V184H42ZM78 185H79V184H78ZM109 185L111 186L112 184H109ZM113 185H114V184H113ZM183 185H184V184H183ZM202 185H203V184H202ZM218 185H219V184H218ZM246 185H247V184H246ZM256 185H257V184H256ZM256 185H255V186H256ZM263 185H264V183H263ZM21 186H22V185H21ZM38 186H39V185H38ZM80 186H81V185H80ZM122 186H123V185H122ZM124 186H125V185H124ZM133 186H134V185H133ZM164 186H165V185H164ZM171 186H172V185H171ZM204 186H205V185H204ZM243 186H245V185H243ZM243 186H242V187H243ZM258 186H259V185H258ZM14 187H15V186H14ZM16 187H17V186H16ZM67 187H68V185H67ZM111 187L113 188L114 186H111ZM117 187H118V186H117ZM140 187H141V186H140ZM153 187H154V186H153ZM157 187H158V185H157ZM179 187H180V186H179ZM184 187H185V186H184ZM186 187H187V186H186ZM220 187H221V186H220ZM247 187H248V186H247ZM247 187H246V188H247ZM38 188H39V187H38ZM61 188H62V187H61ZM108 188H109V187H108ZM131 188H132V187H131ZM131 188H130V189H131ZM144 188H145V187H144ZM190 188H191V187H190ZM196 188H197V187H196ZM201 188H202V187H201ZM251 188H252V187H251ZM263 188H264V187H263ZM263 188H261V190H262ZM1 189H2V187H1ZM4 189H5V188H4ZM32 189H33V188H32ZM59 189H60V188H59ZM84 189H85V188H84ZM88 189H89V188H88ZM90 189H91V188H90ZM116 189H117V188H116ZM132 189H133V188H132ZM146 189H147V188H146ZM146 189H145V190H146ZM176 189H177V188H176ZM188 189H189V188H188ZM188 189H187V190H188ZM197 189H198V188H197ZM203 189H204V188H203ZM229 189H230V188H229ZM237 189H238V188H237ZM239 189H240V188H239ZM15 190H16V189H15ZM15 190H14V191H15ZM28 190H29V189H28ZM33 190H34V189H33ZM74 190H75V189H74ZM123 190H124V189H123ZM216 190H217V189H216ZM223 190H225V189H223ZM259 190H260V189H259ZM2 191H3V190H2ZM11 191H12V190H11ZM30 191H31V190H30ZM40 191H41V190H40ZM64 191H65V190H64ZM91 191H92V190H91ZM143 191H144V190H143ZM152 191H153V190H152ZM155 191H156V190H155ZM219 191H220V189H219ZM235 191H237V190H235ZM6 192H7V191H6ZM6 192H5V193H6ZM24 192H25V191H24ZM92 192H93V191H92ZM124 192H125V191H124ZM185 192H186V191H185ZM197 192H198V191H197ZM205 192H206V191H205ZM11 193H13V191H12ZM11 193H10V194H11ZM16 193H17V192H16ZM21 193H22V192H21ZM56 193H57V192H56ZM56 193H55V194H56ZM107 193H108V192H107ZM112 193H113V192H112ZM167 193H168V192H167ZM215 193H216V192H215ZM220 193H221V192H220ZM222 193H223V192H222ZM229 193H230V192H229ZM8 194H9V193H8ZM23 194H24V193H23ZM32 194H33V193H32ZM40 194H41V193H40ZM43 194H45V193H43ZM46 194H47V193H46ZM93 194H94V192H93ZM108 194H109V193H108ZM114 194H116V193L114 192ZM121 194H122V193H121ZM123 194H124V193H123ZM201 194H202V193H201ZM242 194H243V192H242ZM49 195H50V193H49ZM52 195H53V193H52ZM97 195H98V194H97ZM104 195H105V194H104ZM111 195H112V194H111ZM138 195H139V194H138ZM196 195L198 196V194H196ZM205 195H206V194H205ZM205 195H204V196H205ZM220 195H221V194H220ZM224 195H225V194H224ZM239 195H240V194H239ZM246 195H247V194H246ZM254 195H255V194H254ZM3 196H4V194H3ZM14 196H15V194H14ZM18 196H20V197H18L17 200H20L19 198H21L22 196H21V195H18ZM57 196H58V195H57ZM93 196H94V195H93ZM99 196L101 197V194H100ZM105 196H106V195H105ZM192 196H193V195H192ZM209 196H210V195H209ZM211 196H212V195H211ZM213 196H214V195H213ZM218 196H219V195H218ZM221 196H223V195H221ZM241 196H243V195H241ZM250 196H251V195H250ZM252 196H253V195H252ZM257 196H258V195H257ZM16 197H17V196H16ZM16 197H15V198H16ZM29 197H30V196H29ZM108 197H110V195H109ZM244 197H246V196H244ZM244 197H243V198H244ZM34 198H35V197H34ZM41 198H42V197H41ZM48 198H49V197H48ZM126 198H127V197H126ZM215 198H216V197H215ZM226 198H227V197H226ZM0 199H1V198H0ZM37 199H38V197H37ZM37 199H36V200H37ZM50 199H51V198H50ZM101 199H102V198H101ZM111 199H112V198H111ZM165 199H168V198H165ZM185 199H186V198H185ZM201 199H202V198H201ZM205 199H206V198H205ZM212 199H213V198H212ZM222 199H223V198H222ZM244 199H245V198H244ZM244 199H242V200L245 201ZM11 200H12V199H11ZM11 200H9V201H10V204H11ZM28 200H29V198H28ZM32 200H33V199H32ZM34 200H35V199H34ZM54 200H55V199H54ZM68 200H69V199H68ZM70 200H71V199H70ZM118 200H119V199H118ZM246 200H247V199H246ZM250 200H251V199H250ZM14 201H15V200H14ZM43 201H44V200H43ZM43 201H42V202H43ZM50 201H51V200H50ZM62 201H63V200H62ZM105 201H107V200H105ZM114 201H115V200H114ZM237 201H238V200H237ZM237 201H236V202H237ZM259 201H260V200H259ZM1 202L3 203V201H1ZM63 202H64V201H63ZM100 202H101V200H100ZM107 202H108V201H107ZM109 202H110V201H109ZM151 202H152V201H151ZM218 202H219V201H218ZM218 202H217V203H218ZM232 202H233V201H231V203H232ZM254 202H256V201H254ZM8 203H9V202H8ZM8 203H7V204H8ZM53 203H54V202H53ZM53 203H52V204H53ZM116 203H117V202H116ZM124 203H125V202H124ZM245 203H246V205H247V202H245ZM260 203H261V202H260ZM263 203H264V202H263ZM263 203H262V204H263ZM20 204H21V202H20ZM101 204H102V202H101ZM125 204H126V203H125ZM128 204H129V203H128ZM240 204H241V203H240ZM248 204H249V203H248ZM250 204H251V203H250ZM2 205H3V204H2ZM35 205H36V203H35ZM61 205H62V204H61ZM68 205H69V204H68ZM117 205H118V203H117ZM152 205H153V204H152ZM218 205H219V204H218ZM224 205H225V204H224ZM252 205H253V203H252ZM260 205H261V204H260ZM42 206H43V205H42ZM79 206H80V205H79ZM122 206H123V205H122ZM125 206H126V205H125ZM236 206H237V205H236ZM255 206H256V205H255ZM262 206H263V205H262ZM3 207H4V206H3ZM61 207L64 208L63 206H61ZM68 207H69V206H68ZM132 207H133V206H132ZM217 207H218V206H217ZM238 207H239V206H238ZM240 207H242V206H240ZM7 208H8V207H7ZM49 208H50V207H49ZM62 208H61V209H62ZM95 208H96V207H95ZM97 208H98V207H97ZM100 208H101V207H100ZM127 208H128V207H127ZM230 208H231V207H230ZM5 209H6V208H5ZM16 209H17V208H16ZM44 209H45V208H44ZM46 209H47V208H46ZM46 209H45V210H46ZM53 209H55V208H53ZM57 209H58V207H57ZM61 209H60V210H61ZM86 209H88V208H86ZM92 209H93V207H92ZM222 209H223V208H222ZM241 209H242V208H241ZM249 209H250V207L248 208V210H249ZM255 209H256V208H255ZM23 210H25V209H19V208H18V211H20V212L23 211ZM60 210H59V211H60ZM90 210H91V209H90ZM94 210H95V209H94ZM248 210H247V211H248ZM263 210H264V209H263ZM4 211H5V210H4ZM4 211H3V212H4ZM7 211H8V210H7ZM15 211H16V210H15ZM51 211H52V210H51ZM51 211H50V212H51ZM53 211H55V210H53ZM65 211H66V210H65ZM71 211H72V210H71ZM232 211H233V210H232ZM235 211H236V210H235ZM238 211H239V210H238ZM240 211H243V210H240ZM252 211H253V210H252ZM44 212H45V211H44ZM44 212H43V213H44ZM50 212H49V213H50ZM62 212H63V211H62ZM66 212H67V211H66ZM96 212H97V211H96ZM104 212H105V211H104ZM253 212H255V210H254ZM256 212H257V211H256ZM10 213H11V212H10ZM17 213H18V212H17ZM51 213H52V212H51ZM72 213H73V212H72ZM162 213H163V211H162ZM164 213H165V212H164ZM233 213H234V212H233ZM233 213H232V214H233ZM64 214H65V212H64ZM64 214H63V215H64ZM94 214H95V213H94ZM100 214H101V213H100ZM100 214H99V215H100ZM116 214H117V213H116ZM232 214H231V215H232ZM248 214H249V213H248ZM251 214H252V213H251ZM253 214H254V213H253ZM12 215H13V214H12ZM47 215H48V214H47ZM47 215H46V216H47ZM59 215H60V214H59ZM61 215H62V214H61ZM63 215H62V216H63ZM76 215H77V214H76ZM99 215H97V216H99ZM231 215H230V216H231ZM6 216H7V215H6ZM14 216H15V215H14ZM24 216H25V215H24ZM24 216H23V217H24ZM62 216H61V217H62ZM66 216L68 217V215H66ZM78 216H79V215H78ZM94 216H95V215H94ZM110 216H111V215H110ZM112 216H113V215H112ZM169 216H170V215H169ZM186 216H187V215H186ZM234 216H237V215H234ZM250 216H251V215H250ZM255 216H256V215H255ZM257 216H258V215H257ZM54 217H55V216H54ZM54 217H53V219H54ZM63 217H64V216H63ZM67 217H66V218H67ZM74 217H75V216H74ZM74 217H73V218H74ZM121 217H122V216H121ZM173 217H174V216H173ZM182 217H183V216H182ZM226 217H227V216H226ZM226 217H225V218H226ZM238 217H239V216H238ZM240 217H241V216H240ZM243 217H247V215H245V216H243ZM262 217H263V216H262ZM8 218H9V217H8ZM35 218H36V217H35ZM50 218H51V217H50ZM64 218H65V217H64ZM69 218H70V217H69ZM73 218H72V223H73V222H76V221H77V223H79V222H78L79 220L73 221ZM76 218H77V217H76ZM76 218H74V220H75ZM103 218H104V217H103ZM115 218H116V217H115ZM155 218H156V217H155ZM176 218H177V217H176ZM176 218H175V219H176ZM217 218H219V217H217ZM220 218H222V217H220ZM232 218H233V217H232ZM248 218H249V217H248ZM13 219H14V218H13ZM37 219H38V218H37ZM47 219H49V218H47ZM160 219H161V218H160ZM166 219H167V218H166ZM223 219H224V218H223ZM240 219H241V218H240ZM254 219H255V218H254ZM261 219H262V218H261ZM28 220H29V219H27L26 221H28ZM35 220H36V219H35ZM63 220L65 221V219H63ZM63 220H62V221H63ZM67 220H68V218H67ZM164 220H165V219H164ZM226 220H227V219H226ZM21 221H22V220H21ZM30 221H31V220H30ZM95 221H96V220H95ZM103 221L105 222V220H97L96 222H94V221H93V222H94L95 224H96V223L98 224V223H104ZM116 221H117V220H116ZM175 221H176V220H175ZM241 221H242V220H241ZM255 221H256V220H255ZM56 222H57V221H56ZM68 222H69V221H68ZM68 222H67V223H68ZM222 222H223V221H222ZM232 222H233V221H232ZM249 222H250V221H249ZM257 222H258V221H257ZM1 223H2V222H1ZM5 223H6V222H5ZM47 223H48V222H47ZM47 223H46V225H47ZM53 223H54V220H53ZM89 223H90V222H89ZM237 223H238V222H237ZM241 223H242V222H241ZM245 223H246V222H245ZM24 224H25V223H24ZM40 224H41V223H40ZM50 224H51V223H50ZM50 224H49V225H50ZM57 224H59V223H57ZM247 224H248V223H247ZM257 224H258V223H257ZM3 225H5V224H3ZM12 225H13V224H12ZM67 225H68V224H67ZM82 225H84V224H82ZM105 225H106V224H105ZM232 225H233V224H232ZM21 226H22V225H21ZM21 226H20V227H21ZM228 226H229V225H228ZM2 227H3V226H2ZM5 227H6V226H5ZM29 227H30V226H29ZM39 227H40V226H39ZM85 227H87V226H85ZM85 227H84V228H85ZM263 227H264V226H263ZM15 228H17V227H15ZM53 228H54V227H53ZM84 228H83V229H84ZM236 228H237V227H236ZM1 229H2V228H0V230H1ZM33 229H35V228H33ZM44 229H45V228H44ZM83 229H82V230H83ZM238 229H240V228H238ZM249 229H250V228H249ZM41 230H42V229H41ZM54 230H55V229H54ZM56 230H58V228H57ZM72 230H73V229H72ZM233 230H234V229H233ZM6 231H7V230H5V234H6ZM14 231H15V229H14ZM49 231H50V230H49ZM199 231H200V230H199ZM215 231H216V230H215ZM236 231H238V230H236ZM256 231H257V230H256ZM263 231H264V230H263ZM11 232H12V231H11ZM40 232H41V231H40ZM47 232H48V231H47ZM58 232H59V231H58ZM162 232H163V231H162ZM193 232H194V231H193ZM227 232H228V231H227ZM41 233H42V232H41ZM52 233H53V232H52ZM55 233H56V232H55ZM119 233H120V232H119ZM189 233H190V232H189ZM198 233H199V232H198ZM213 233H214V232H213ZM221 233H222V232H221ZM235 233H236V232H235ZM242 233H243V232H242ZM249 233H250V232H249ZM249 233H248V234H249ZM263 233H264V232H263ZM27 234H28V233H27ZM62 234H63V233H62ZM95 234H96V233H95ZM236 234H237V233H236ZM248 234H247V235H248ZM261 234H262V232H261ZM39 235L42 236V234L38 233V230H36V231L34 230V231L31 232V234H28L27 236H24V237H26V238H29V237H30V238H29V239H30V242H31V243H35V241L39 240V239H38ZM46 235H48V234L46 233ZM46 235H45V236H46ZM89 235H90V234H89ZM197 235H198V234H197ZM230 235H231V234H230ZM234 235H235V234H234ZM238 235H239V234H238ZM253 235H254V234H253ZM3 236H4V235H3ZM65 236H66V235H65ZM81 236H82V235H81ZM157 236H158V235H157ZM240 236H241V235H240ZM46 237H47V236H46ZM134 237H135V236H134ZM176 237H177V236H176ZM218 237H219V236H218ZM226 237H227V236H226ZM231 237H232V236H231ZM238 237H239V236H238ZM244 237H245V236H244ZM252 237H253V236H252ZM40 238H42V237H40ZM43 238H44V237H43ZM48 238H49V236H48ZM118 238H119V237H118ZM136 238H137V237H136ZM155 238H156V237H155ZM229 238H230V237H229ZM235 238H236V237H235ZM235 238H234V239H235ZM257 238H258V237H257ZM51 239H52V238H51ZM57 239H58V238H57ZM59 239H60V238H59ZM73 239H75V238H73ZM120 239H121V238H120ZM153 239H154V238H153ZM241 239H242V238H241ZM244 239H246V238H244ZM247 239H248V238H247ZM251 239H252V238H251ZM260 239H261V238H260ZM4 240H5V239H4ZM61 240H62V239H61ZM160 240H161V239H160ZM256 240H257V239H256ZM42 241H43V240H42ZM143 241H145V240H143ZM143 241H142V242H143ZM163 241H164V240H163ZM168 241H169V240H168ZM249 241H250V240H249ZM261 241H262V240H261ZM2 242H3V241H2ZM2 242H1V243H2ZM54 242H55V240H54ZM64 242H65V241H64ZM66 242H67V241H66ZM178 242H179V241H178ZM178 242H177V243H178ZM210 242H211V241H210ZM222 242H223V241H222ZM257 242H258V241H257ZM15 243H16V242H15ZM26 243H27V242H26ZM42 243H44V241H43ZM50 243H52V242H50ZM177 243H176V244H177ZM252 243H253V242H252ZM28 244H29V243H28ZM141 244H142V243H141ZM162 244H163V243H162ZM216 244H217V243H216ZM247 244H249V243L247 242ZM40 245H41V244H40ZM40 245H39V246H40ZM47 245H48V244H47ZM128 245H129V244H128ZM137 245H138V244H137ZM167 245H168V244H167ZM235 245H236V244H235ZM251 245H252V244H251ZM30 246H31V245H30ZM43 246H44V245H43ZM48 246H49V245H48ZM55 246H56V245H55ZM58 246H59V245H58ZM151 246H152V245H151ZM184 246H185V245H184ZM225 246H226V245H225ZM248 246H249V245H248ZM21 247H22V245H21ZM31 247H35V245H32ZM31 247H30V248H31ZM124 247H126V246H124ZM155 247H158V246H155ZM227 247H228V245H227ZM252 247H253V246H252ZM43 248H44V247H43ZM45 248H46V247H45ZM52 248L54 249V246H53ZM65 248H66V247H65L64 244H61L60 247H59V249L62 250V251H63V250L65 251ZM168 248H169V247H168ZM180 248H181V247H180ZM206 248H207V247H206ZM244 248H245V247H244ZM244 248H243V249H244ZM247 248H249V247H247ZM24 249H25V248H24ZM35 249H36V248H35ZM40 249H41V248H40ZM47 249H48V248H47ZM81 249H82V248H81ZM231 249H232V248H231ZM239 249H240V247H239ZM28 250H29V249H28ZM36 250H37V249H36ZM36 250H35V251H36ZM50 250H51V249H50ZM54 250H55V249H54ZM56 250H57V249H56ZM99 250H100V249H99ZM175 250H176V249H175ZM206 250H207V249H206ZM249 250H250V249H249ZM259 250H260V249H258V251H259ZM263 250H264V249H263ZM263 250H262V251H263ZM0 251H1V250H0ZM30 251H31V250H30ZM37 251H38V250H37ZM82 251H83V250H82ZM119 251H120V250H119ZM143 251H144V250H143ZM157 251H158V250H157ZM181 251H182V250H181ZM181 251H180V252H181ZM243 251H244V250H243ZM40 252H41V251H40ZM44 252H45V251H44ZM44 252H41L40 254H44ZM149 252H150V251H149ZM164 252H165V251H164ZM169 252H170V250H169ZM202 252H203V251H202ZM263 252H264V251H263ZM31 253H33V251H32ZM203 253H204V252H203ZM239 253H240V252H239ZM10 254H11V253H10ZM17 254H18V253H17ZM27 254H28V253H27ZM36 254H37V253H36ZM40 254H39V255H40ZM200 254H201V253H200ZM241 254H242V252H241ZM256 254H257V253H256ZM261 254H262V253H261ZM65 255H66V254H65ZM243 255H244V254H243ZM251 255H252V254H251ZM25 256H26V255H25ZM184 256H185V255H184ZM235 256H236V255H235ZM261 256H262V255H261ZM7 257H9V256H7ZM16 257H17V256H16ZM34 257H35V256H34ZM36 257L38 258V256H36ZM167 257H169V255H168ZM211 257H212V256H211ZM258 257H259V256H258ZM13 258H15V257H13ZM26 258H27V257H26ZM29 258H30V257H29ZM137 258H138V257H137ZM155 258H156V257H155ZM162 258H163V257H162ZM238 258H239V257H238ZM255 258H257V257H255ZM27 259H28V258H27ZM27 259H26V260H27ZM95 259H96V258H95ZM138 259H139V258H138ZM181 259H182V258H181ZM209 259H210V258H209ZM232 259H233V257H232ZM236 259H237V258H236ZM248 259H249V258H248ZM258 259H259V258H258ZM6 260H7V259H6ZM26 260H25V261H26ZM31 260H32V259H31ZM116 260H117V259H116ZM186 260H187V259H186ZM197 260H198V259H197ZM251 260H252V259H251ZM19 261H20V260H19ZM46 261H47V260H46ZM46 261H45V262H46ZM141 261H142V260H141ZM141 261H140V262H141ZM146 261H148V260H146ZM194 261H195V260H194ZM254 261H255V260H254ZM254 261H253V262H254ZM259 261H260V260H259ZM4 262H5V261H4ZM4 262H3V263H4ZM7 262H8V261H7ZM16 262H17V261H16ZM23 262H24V261H23ZM48 262H49V261H48ZM55 262H56V261H55ZM77 262H78V261H77ZM84 262H85V261H84ZM144 262H145V261H144ZM167 262H168V261H167ZM232 262H233V260H232ZM257 262H258V261H257ZM51 263H52V262H51ZM81 263H83V261H82ZM95 263H96V262H95ZM118 263H120V262H118ZM130 263H131V262H130ZM138 263H139V262H138ZM180 263H181V262H180ZM199 263H200V262H199ZM239 263H240V262H239ZM248 263H249V262H248ZM260 263H261V262H260ZM23 264H24V263H23ZM29 264H42V263H41V261H40L39 258H38V259L34 260V262H31V263H29ZM52 264H53V263H52ZM79 264H80V262H79ZM191 264H193V263H191ZM203 264H204V263H203ZM228 264H229V263H228Z\"/></svg>","mask_w":264,"mask_h":264}]
</instances>
